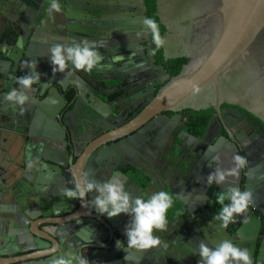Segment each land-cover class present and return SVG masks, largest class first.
Segmentation results:
<instances>
[{
  "label": "water",
  "instance_id": "95a60500",
  "mask_svg": "<svg viewBox=\"0 0 264 264\" xmlns=\"http://www.w3.org/2000/svg\"><path fill=\"white\" fill-rule=\"evenodd\" d=\"M94 2L98 4L95 7ZM59 3L61 11L49 17V0H0V90L17 87L11 77L31 72L26 61L35 60V71L40 74L23 115L19 108L6 113L10 120L7 124L25 142L21 143L20 159L7 158L0 164V186L5 187L0 190V264H48L51 256L37 253L55 245L59 248L53 255H84L90 264H198L195 253L200 240L209 247L231 240L250 251L252 264H264V204L254 201L260 174L247 171L245 190L252 193V204L234 224L221 228L206 204L213 202L220 191L239 188L243 172L229 177L223 185L211 184V195L208 188L195 187V172L203 170L208 175L217 168L233 167L238 148L235 144L223 146L220 139L205 153L195 151L183 158L181 150L186 149V154L188 148L182 137L185 132L177 127L180 116L164 115L209 108L219 111L226 104L247 110L264 122V0H155L156 16L165 28L163 58H184L186 62L172 77L163 66L152 63L150 71L138 75L143 87L132 99L139 103L115 131L114 76L103 77L104 71L95 69L90 73L80 71L87 79L81 84L74 73L54 74L49 49L54 44H71L89 37L105 40L100 43L104 47L98 49L105 57L102 63H110L117 52L133 48L143 58L141 69H146L145 51L138 42L139 25L129 22L126 26L132 34L125 46L119 37L110 36L114 30V17L110 15L114 0ZM140 3L145 10L144 0ZM134 8V3H127L124 9ZM88 9L99 21L95 22L97 27L86 32L80 26L91 17L90 13L85 16ZM18 37H23L22 49L15 46ZM114 43L119 45L114 47ZM119 55L132 61L129 69L137 71L133 56ZM117 69L113 64L111 71ZM156 86L160 87L155 92ZM68 92L70 101L65 98ZM88 132L97 133L98 139L82 138ZM208 132L200 140L190 136L188 140L194 139L202 147ZM62 138L67 140L68 149L60 151L56 141ZM38 140L42 147L46 145L43 151L42 147L35 149ZM142 166L150 171L152 179L158 173L163 181L173 176L169 188L179 205L169 211L168 221L181 225L157 248H128L124 233L130 217L99 215L90 203L95 192L89 193L87 203L59 194L64 187H73L70 182L74 178L87 173L101 181L117 176L126 189L138 190L145 197L144 189L134 179L143 176ZM178 178L180 186H173ZM182 180L191 184L187 194L183 193ZM190 194L195 195L192 201L187 197ZM8 201L13 204L9 208L5 205ZM168 226L153 234L165 239ZM117 241H121L119 248ZM163 251L172 254L159 261L153 253Z\"/></svg>",
  "mask_w": 264,
  "mask_h": 264
},
{
  "label": "clouds",
  "instance_id": "9594fccd",
  "mask_svg": "<svg viewBox=\"0 0 264 264\" xmlns=\"http://www.w3.org/2000/svg\"><path fill=\"white\" fill-rule=\"evenodd\" d=\"M46 11L49 17H52L53 13H59L61 11L59 0H49ZM142 24L150 33L151 43L155 45V48L150 50V54L155 55L156 51L165 44L160 26L154 18L147 16L143 19ZM15 46L18 49L24 47L23 37L17 38ZM4 47L6 50L7 46ZM103 47V44L98 45L87 39L79 42L73 41L71 44H54L49 49L52 72L70 75V72H66L69 65L73 71L77 72L90 73L94 69L109 71L113 64L120 63L125 59L124 56L115 55L111 57L110 63H102L105 57L97 50ZM25 64L28 69H31V72L19 77H11L17 87L8 90L3 98L14 110L19 108L20 115H23L24 106L30 102L29 94L33 91L32 86L38 84L40 80V74L35 71L37 67L35 60L26 61ZM232 161L233 167L229 169L217 168L211 171L206 177V183L223 185L229 177H238L240 170L245 169L248 164L247 158L239 154L234 155ZM70 183L73 185L72 188L64 187L59 193L64 198L87 203L89 193L95 192L96 195L90 203L99 215L106 214L108 218H114L120 214H126L130 217V222L126 225L124 233L127 237L128 248L150 250L161 246V239L153 233L154 231H165L167 228L168 213L174 204L172 194L161 190L145 199L126 189L125 182L117 176L101 181L83 173ZM215 202L221 207L213 219L220 222L221 228L227 229L230 224L236 222L237 217L248 210L252 204V193L237 187H229L216 194ZM120 243L121 241H117L118 248ZM58 248L59 246L55 245L47 249L45 253L37 254L50 255L51 259L48 264H90L84 255L71 252L53 255L58 251ZM195 254L199 256L198 264H252L250 251L247 248H240L231 240H222L214 247H209L204 240H200Z\"/></svg>",
  "mask_w": 264,
  "mask_h": 264
},
{
  "label": "flooded vegetation",
  "instance_id": "af4514ba",
  "mask_svg": "<svg viewBox=\"0 0 264 264\" xmlns=\"http://www.w3.org/2000/svg\"><path fill=\"white\" fill-rule=\"evenodd\" d=\"M127 3L129 4L134 3L135 8L133 10L124 9L125 7H127ZM133 3H132V0H114L115 9H114V12H110L111 17H114V30L110 33V36L117 38V39L119 37L121 40V43L125 46H128L130 43L128 41V38L131 36L132 33H129L126 30L127 28L126 26L129 24V22L137 23L139 25L138 27L139 29L137 32L139 33L138 42L140 43L141 48L144 49L145 51L144 56L146 59L144 61L147 60L146 66L148 68L141 69V67L143 66L141 63L143 61H141L140 59H143V58L137 55V52H135V49L128 48L125 51L117 52L116 55L123 54L127 56L129 54L133 56L134 58L132 59L136 64L134 68H136L137 71H134V70L132 71L131 69H129L130 66L128 64H130L132 61L128 62V61L123 60L120 63H117L120 70H118L116 67V64H114V67L117 69L116 72L114 70L104 71V73L102 72L103 77L114 76V112L117 114V118H114V131L121 128L123 126L122 124L123 121L126 118L131 117V115L136 110L133 107V105L139 103L138 102L139 100L132 99V98L134 97L136 93H138V91H140L137 89H140L143 87V84L141 83L139 78H137L138 75L143 76L145 72L150 71L151 70L150 65L152 63L154 66H158V65L163 66L166 74L172 77V75L169 72H167V70L165 69L164 64L158 63L154 55L150 54V50L153 49V46H152L153 44L151 43V40H150V33H145L144 26L142 24L143 16L146 17V12H147L146 0H144L145 10L142 8L140 0H134ZM96 5H98L96 4V2L92 4L93 7H95ZM89 13L91 17H89L88 20L81 21L83 22L82 23L83 25L80 26V28L83 27L84 31L86 32L92 31V29H90L92 26L97 27V24H95V22L99 21V19L95 16V14L91 12L89 9H88V13L85 14V16H89ZM96 27L94 29H96ZM86 39L92 42H96L97 44H100L101 42H105V40L100 41L96 39H91L90 37ZM118 45L119 43L118 44L114 43V47ZM97 51L99 52V50ZM148 56H151V59H153L154 61L152 62L151 59H148ZM168 61H165L163 58L164 63H168ZM69 71L71 74L72 73L75 74V77L79 79L78 81L79 83L82 84V79L84 80L83 82L87 81V79L84 78V74L82 72L73 71L71 67L69 68ZM131 72L134 74L133 77L130 76ZM129 79H130V82H128ZM147 83L148 81L145 80L144 85L146 86ZM160 86L155 87V92ZM146 88L148 89V87ZM134 89L137 91H134ZM148 93H150V91ZM65 98L68 101H70L71 93L68 92L65 95ZM233 111H238L239 113H236ZM164 115L168 117H171L173 115L180 116V120L178 122L177 127L178 128L181 127L183 131L185 132L186 135L182 134V137L184 139L186 147L188 148V151L186 154H184L186 149L181 150V154L183 158L185 156L186 157L190 156L195 151L201 150L202 153H205L208 147L214 145L216 142H218V140L220 141V139L223 141V146H225V143L235 144L239 150V155L245 156L248 161L247 167L245 169H242L243 175L240 179V182L238 183L239 188L240 190H245L246 185H247V182H246L247 171L255 170L257 174L258 173L260 174L259 178L256 179L258 182H260V184L257 187V193L254 194V201L260 204H264V122L263 121H261L259 118H257L256 116H254L252 113H250L247 110H244L237 106H231V105H226V104H222L220 106L219 111H215L214 109L209 108L206 110H201L199 112H194L191 110H182L177 114L165 113ZM208 129H209V132H208V135L206 136L207 141L205 142L204 146L198 147V144H196V141L194 139L197 138L198 140H200L203 137V135L207 132ZM81 136L82 138H86V140L87 138H89L90 141H95L99 137L97 133L91 134V132H88L85 135L82 134ZM188 136L194 139L188 140ZM64 140L62 138L56 141V144L60 151L68 149V146L66 144L67 140L65 141ZM231 140H233V142ZM39 141L40 140H38L37 142L38 146H35V149L37 150L38 149L40 150L42 147ZM22 142H25L23 141V138H22ZM45 147L46 145L42 147V151ZM211 167L214 168V165H212ZM146 170L147 169L145 167L142 168V172L144 173L143 176H147V174L145 173ZM195 173H196V177H194V184L196 183L195 187L197 189H199L200 187L208 188V194H209V191L211 189L213 190V188H211L210 185L206 183V177L208 176L207 173L203 170L196 171ZM151 179L152 177H149V182ZM172 179H173V176L172 178H170V180L159 182L156 179V177H154L151 181V184L150 183L149 184L158 185L159 191L161 190L165 191L166 189L170 190L169 184L171 185L170 181ZM179 180L180 178H178L177 180H174L173 186H176V185L180 186V184L178 183ZM155 182L156 184H154ZM186 183H187L186 180H182L181 185L183 186L185 185V189L188 191L189 187H191V184L189 183L186 184ZM139 185L145 190V187H143L141 183H139ZM194 191L195 193H197L196 189H194ZM132 192L134 195L136 194L140 195L138 193V190L136 191L132 190ZM146 197L147 196H145L144 198L146 199ZM9 202L10 201L6 202L5 204L6 207L8 208L11 207V205H13L12 203H9ZM206 208L214 212L215 214H217L216 211L217 209H219V207L218 208L215 207V199L213 202H211V200L208 201L206 204ZM171 223L172 225L168 226V230H167L168 234L166 238L164 239V242L166 241V239L170 240L169 239L170 236L176 231L175 227L181 225L180 224L181 222L179 221L171 222ZM231 232H234V230H232ZM165 252L168 253V251H165Z\"/></svg>",
  "mask_w": 264,
  "mask_h": 264
},
{
  "label": "crops",
  "instance_id": "0c3cea01",
  "mask_svg": "<svg viewBox=\"0 0 264 264\" xmlns=\"http://www.w3.org/2000/svg\"><path fill=\"white\" fill-rule=\"evenodd\" d=\"M7 92H8V89L0 90V164H3L4 162H6L7 158L15 159L17 158V156H19L18 158L20 159V156H21V144L20 143L22 142V137H20V135L15 132V129H13V126H10V123L7 124L10 120L6 116V113L9 114L12 109V107H10L8 103L5 102L3 99ZM145 173L147 174V176L138 175L134 179L135 181L141 183L143 187H145V190H144L145 194L147 197H150L153 193L159 191V187L158 185L149 184V176L150 177L152 176H151L150 171H148V169L146 170ZM155 177L159 182L163 181L162 174L158 173ZM154 184H156V182ZM0 190L2 191L5 190V187L0 186ZM168 191L170 190L168 189ZM183 193L187 194L188 191L185 189V191L183 190ZM170 194H172L171 191H170ZM187 197L189 201H192L194 198L193 194H190ZM169 217H173V216L169 215ZM168 225H172V223L169 222ZM160 239L163 243L164 239L163 238H160ZM153 254H156L159 256L158 257L159 261L160 260L164 261V259H166L167 256H171L172 251L168 253L163 251L161 254L159 252L158 253L156 252Z\"/></svg>",
  "mask_w": 264,
  "mask_h": 264
},
{
  "label": "trees",
  "instance_id": "16d2710c",
  "mask_svg": "<svg viewBox=\"0 0 264 264\" xmlns=\"http://www.w3.org/2000/svg\"><path fill=\"white\" fill-rule=\"evenodd\" d=\"M146 5H147L146 16H147V17L154 18V19L157 21V23H158L159 26H160V32H161V35H163L164 32H165V28H164L163 25H161V24L159 23V20H158V18H157V16H156L155 0H146ZM150 40H151V36H150ZM152 46H153V49H154V48H155V45H152ZM154 57L156 58V61H157L158 63H163V64H164L165 69H166L167 72H169L172 76H175V75L179 72V70L181 69V66H182L183 64H185V62H186V59H184V58H177V59H174V60H169L168 63H164V62H163V56H162V50H161V49H159V50L156 51V54L154 55ZM204 127H205V126H204ZM203 129H204V128H203ZM165 191H167V192L170 193V191H168V189H166ZM212 191H213L212 189L209 191V195L212 194ZM173 197H174V196H173ZM215 198H216V197H215ZM226 202H227V201H226ZM178 206H179V205H178V202H177V200H176L175 197H174V204H173V207H172L169 211L178 209V208H179ZM215 207H216V208H218V207L220 208L221 206L215 202Z\"/></svg>",
  "mask_w": 264,
  "mask_h": 264
}]
</instances>
